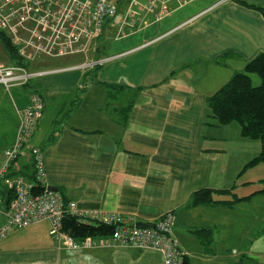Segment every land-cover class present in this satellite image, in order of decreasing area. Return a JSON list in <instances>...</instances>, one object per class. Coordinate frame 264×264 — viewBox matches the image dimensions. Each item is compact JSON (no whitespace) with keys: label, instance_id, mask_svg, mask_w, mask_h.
<instances>
[{"label":"crops","instance_id":"1","mask_svg":"<svg viewBox=\"0 0 264 264\" xmlns=\"http://www.w3.org/2000/svg\"><path fill=\"white\" fill-rule=\"evenodd\" d=\"M131 2L120 1L87 55L107 58L102 66L73 68L84 55L41 58L28 68L56 71L25 86L0 84V189L34 172L29 150L9 168L5 151L37 94L45 109L31 145L41 148L48 187L80 211L118 214L131 225H153L172 212L184 259L234 264L235 240L251 238L254 210L264 209L262 199L253 205L264 184L248 186L255 167H247L262 144L243 138L236 123L209 118L207 104L264 53V16L248 6L264 8V0H160L156 12H167L160 20L138 6L128 14ZM0 64L13 65L1 40ZM204 190L215 192L214 203L191 206ZM51 230L48 221L14 229L0 240V264H164L155 250H70ZM198 230H209L208 238Z\"/></svg>","mask_w":264,"mask_h":264},{"label":"built area","instance_id":"2","mask_svg":"<svg viewBox=\"0 0 264 264\" xmlns=\"http://www.w3.org/2000/svg\"><path fill=\"white\" fill-rule=\"evenodd\" d=\"M120 1L0 0V32L10 38L19 56L28 63L39 58L60 59L88 55L96 48L106 23L117 16ZM159 3L160 0H147L145 3L132 0L128 14H133V7L138 6L155 13V19L160 20L167 12L166 8L156 12ZM106 60L107 58H89L84 64L73 68L91 71L102 66ZM55 71H31L22 66L0 64V84L7 89L25 86L33 79ZM44 109L42 97L33 95L30 105L20 112V126L15 144L5 151L6 167L9 168L24 150H29L35 175L32 181L25 176H19L7 183L9 188L14 189L15 197L6 209L2 208L0 199V240L16 228L48 221L52 226L51 234L57 238L59 245L70 250H155L162 254L164 264H183L185 254L174 233L176 217L172 212L166 213L153 226L141 229L118 214L80 211L75 202L65 201L62 193L49 190L45 183L41 150L31 145ZM38 186L42 188L41 191L34 192V188ZM66 215L77 217L81 221L94 219L98 223L113 226V233L109 237L77 241L62 231V221Z\"/></svg>","mask_w":264,"mask_h":264},{"label":"trees","instance_id":"3","mask_svg":"<svg viewBox=\"0 0 264 264\" xmlns=\"http://www.w3.org/2000/svg\"><path fill=\"white\" fill-rule=\"evenodd\" d=\"M248 6L258 10L264 16L263 7ZM0 40L13 61V65L28 68L29 63H26L27 61L19 56L17 49L12 45L10 38L5 33L0 32ZM253 74L260 78L261 84L259 86L253 85L251 78ZM207 106L208 117L214 119L216 123L219 125L236 123L240 126L243 138L258 141L262 144L261 153L251 160L247 167L264 162V53L249 61L245 66L244 72L235 74L211 96L208 99ZM23 175L32 181L35 169L32 174L26 171ZM10 176H14V174H8L7 178H10ZM41 189L38 186L33 191L39 192ZM214 193L210 190L196 192L191 199L190 205L214 203ZM14 197V189L9 188L7 185L0 189L2 208L6 209ZM113 230V226L102 223H86L71 215H66L62 221V231L76 240L109 237L112 235ZM207 232L209 230H198L196 234L203 238H208ZM209 240L206 243H209ZM183 264L190 263L184 259Z\"/></svg>","mask_w":264,"mask_h":264},{"label":"rangeland","instance_id":"4","mask_svg":"<svg viewBox=\"0 0 264 264\" xmlns=\"http://www.w3.org/2000/svg\"><path fill=\"white\" fill-rule=\"evenodd\" d=\"M84 56L87 58L81 61L78 65L84 64L87 61V59L91 58L90 56H87V55H84ZM251 76L254 77V78L251 77L253 81V85L259 86L261 84L260 78L255 74ZM254 167L255 168H252L254 170H252L250 174V178L252 182L254 183H250L248 186H252L254 190H260L264 187L263 186L264 184V162L258 163ZM246 179H247V176L243 177L239 182L243 183L246 181ZM260 197L261 198L254 199L253 205H257V202L260 199H262L261 203L264 204V192H261ZM252 210L253 208L251 207L250 211L252 212ZM254 212H255L254 214L256 215V220L253 221L252 223L251 230L253 231V233H252L251 238L249 239L248 236H246L245 238L244 236H241L238 240H235L234 246L239 250L240 255L234 264H264V209H261L260 207H258L257 209L254 210ZM250 244H254V246L251 248Z\"/></svg>","mask_w":264,"mask_h":264},{"label":"water","instance_id":"5","mask_svg":"<svg viewBox=\"0 0 264 264\" xmlns=\"http://www.w3.org/2000/svg\"><path fill=\"white\" fill-rule=\"evenodd\" d=\"M48 188H49V190L57 191V189H56L55 187H48ZM151 226H153V225H150V224H144V223H138V224L136 225V227L141 228V229H143V228H147V227H151Z\"/></svg>","mask_w":264,"mask_h":264}]
</instances>
